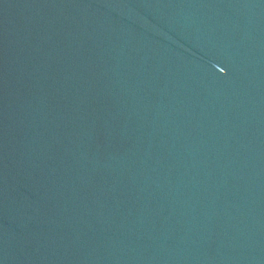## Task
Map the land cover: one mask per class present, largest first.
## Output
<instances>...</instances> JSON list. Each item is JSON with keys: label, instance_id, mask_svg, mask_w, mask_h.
<instances>
[{"label": "water", "instance_id": "95a60500", "mask_svg": "<svg viewBox=\"0 0 264 264\" xmlns=\"http://www.w3.org/2000/svg\"><path fill=\"white\" fill-rule=\"evenodd\" d=\"M0 264H264V0H0Z\"/></svg>", "mask_w": 264, "mask_h": 264}]
</instances>
